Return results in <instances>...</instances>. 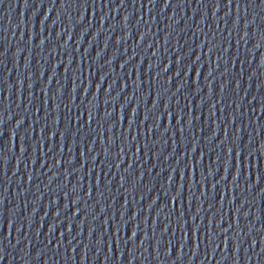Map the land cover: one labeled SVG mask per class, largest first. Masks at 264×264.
I'll return each mask as SVG.
<instances>
[{"label":"water","instance_id":"1","mask_svg":"<svg viewBox=\"0 0 264 264\" xmlns=\"http://www.w3.org/2000/svg\"><path fill=\"white\" fill-rule=\"evenodd\" d=\"M0 264H264V0H0Z\"/></svg>","mask_w":264,"mask_h":264}]
</instances>
